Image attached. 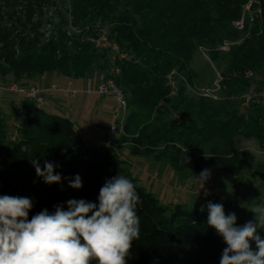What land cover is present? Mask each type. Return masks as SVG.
Listing matches in <instances>:
<instances>
[{"label": "trees", "instance_id": "trees-1", "mask_svg": "<svg viewBox=\"0 0 264 264\" xmlns=\"http://www.w3.org/2000/svg\"><path fill=\"white\" fill-rule=\"evenodd\" d=\"M51 1L0 0V77L12 76V82L30 84L49 73L78 79L91 74L95 67L105 71L112 60L108 52L94 47L90 39L98 35V27L90 24L100 19L103 23L111 21L110 37L128 54V58L114 61L121 71L117 82L130 108L127 136L118 140L119 147L132 142L133 155L167 156L174 168L186 167L195 175L209 169L210 173L233 176L243 167L237 137L255 138L264 149V106L242 109L232 102L239 92L250 91L247 71H255L264 63V35L258 41L246 40L224 56L214 52L219 66L223 58L228 67L223 85L228 98L224 101L197 100L184 85L176 97H168L167 84L174 69L192 81L189 68L198 47H217L225 38L234 37L236 32L229 25L240 18L243 5L249 1L260 11L264 24V0H128L133 8L113 17L110 0H72L71 10L66 11L71 21L63 15V21L50 31L43 20V8ZM69 27L81 32L77 34ZM165 101L167 105L162 106ZM170 111L177 112L180 119L172 118L161 127L146 130L153 114L170 115ZM21 112L19 135L13 141L12 125L0 110L3 168L8 173L25 167L36 174L31 160H38L42 168L47 160L59 165L55 173L62 176L59 184L42 180V193L32 198L29 219L43 209L54 213L56 206H62L67 210L70 199L98 204L100 188L119 174L133 182L142 200L138 205L139 239L133 241L127 264H220L227 245L207 224V203L195 207L163 205L139 185L114 148L87 144L69 118L38 108L29 99L23 100ZM141 125L145 127L139 130ZM162 144H167L164 153L172 150L170 154H159ZM202 144L208 145L207 153L193 158L192 149ZM76 175L82 180L80 189L69 186V179ZM9 192L7 174L2 172L0 195ZM245 223L238 221L236 226ZM258 234L264 239V230Z\"/></svg>", "mask_w": 264, "mask_h": 264}, {"label": "clouds", "instance_id": "clouds-1", "mask_svg": "<svg viewBox=\"0 0 264 264\" xmlns=\"http://www.w3.org/2000/svg\"><path fill=\"white\" fill-rule=\"evenodd\" d=\"M31 163L44 183H61L62 176L55 173L59 165L46 160L42 168L36 159ZM210 174L204 169L198 177L205 183ZM69 186L80 189L81 177L69 179ZM140 204L133 182L119 174L100 188L98 204L70 199L67 210L43 209L30 219L32 199L0 195V264H127L133 241L139 239ZM206 208L207 224L227 245L220 264H264V239L258 234L264 229V206L252 207L254 220L243 226H236V214L226 215L221 203L209 201Z\"/></svg>", "mask_w": 264, "mask_h": 264}, {"label": "rangeland", "instance_id": "rangeland-1", "mask_svg": "<svg viewBox=\"0 0 264 264\" xmlns=\"http://www.w3.org/2000/svg\"><path fill=\"white\" fill-rule=\"evenodd\" d=\"M71 1L72 0H52L51 4H48L43 8V13L45 15L43 20L48 30L51 31L55 26H58L63 21V15L67 19L70 18L69 14H67L66 11L71 10ZM110 5L114 10V14H112V17L115 14H119L126 9L130 10L133 8V5H131L128 0H110ZM210 8L214 7L211 5ZM212 13H216L215 9H213ZM137 18L140 19V16H137ZM69 21L71 20L69 19ZM91 26L98 27V35L90 39L94 45L93 41L100 35V33H111L113 23L111 21L103 23L100 19L95 25L90 24V27ZM229 27H231V29L236 32V35L234 37L225 38L221 43L218 44L217 47H212L209 44L200 45L206 48L205 53L200 50V46L198 47L197 53L194 55L189 68V75H194V77H192V81L187 79L190 85L213 87L217 79L218 71L222 72L224 78L226 79L225 75L228 70L227 63L223 58H221L222 65L219 66V63H217L213 58L214 52H219L222 56H224L223 54L230 53L233 48L242 45L246 40L253 38V40L258 41L264 35V24L260 19V13L255 6L249 5V3L243 5L240 18L231 22ZM68 29H71L77 34L81 32L78 28L75 27H69ZM110 59L112 60L111 65H114V61H116L117 57L114 56ZM93 71L98 72L99 74L101 72L96 67ZM247 73L249 74L251 81L250 91H253V89L255 90L256 87H264V63L255 71L248 70ZM180 74L186 76L184 72H180ZM97 77L98 76L94 77L95 83H97ZM12 79V76H8L6 78L0 77V85L13 83ZM95 83L93 84L95 85ZM55 85L58 86L59 84ZM223 85L224 82L222 83V86ZM186 91L188 94H190V96H193L197 100L201 98L189 92L188 89ZM247 91L248 90H243L235 96L232 101L235 107H240L242 109L244 108L241 106V98ZM222 98H228L223 89ZM225 99H223L222 101H224ZM23 100L24 98L17 94H10L4 91H0V110L2 112V115L5 116L6 120H8L11 125L14 122H18L20 124L22 120V112L19 107L22 106ZM166 103V101L162 102V106H164ZM46 105L44 106L45 109L49 110ZM170 112V115H160L158 113L153 114L150 122L147 124L148 127L146 130L150 131L155 127H161L163 122H169V120L172 118L180 119L177 112ZM144 127V125H141L139 130L143 129ZM237 140L239 155L243 162L241 172L237 176H233L226 172H214L210 174V177L206 180L205 183L201 178L197 177L198 175L192 174V172L186 167L178 169L174 168L167 156L159 157L157 154H149L140 155L142 157H139V159H141L142 161L151 159L153 165L150 164L147 167V174H151L153 180L150 182L154 184L161 183V181L166 180V186L168 185V188L171 190V192L167 193V197H165V200H163L164 202H161L163 205H170L169 203L171 202H168L169 200L167 199H171L173 195L177 194L176 196H180V198L182 199V194H184L185 191V193L189 191L198 195L201 194L199 196L200 198H202L201 201L204 202L202 204H206L210 200L214 199L217 203L223 204L226 215L232 212L236 214V222H247L250 220H254V213L250 211L252 207L257 205L264 206V149L255 138L246 139L239 136L237 137ZM117 145L118 140L111 147L115 148L117 147ZM166 146L167 144H162L160 147H158L159 154H170L172 150L164 153ZM169 146H171V144ZM124 151L126 153L124 154V156H126L127 158L129 156L132 157V146L125 147ZM192 151L194 153L193 158L199 157L207 153L208 145L202 144L200 147L192 149ZM163 166H168V170H170V172H167L165 176H163L162 174ZM2 172H6L8 185L11 189V192H9L8 195L26 196L30 199L41 195L42 178L37 177L36 174L31 173L27 168L19 167L7 173L6 168H3L2 161L0 160V173ZM147 174L145 175V177H148ZM172 175H174L175 179H173L174 177H172ZM185 176H188V178L190 176L191 181H187V179H184ZM177 177H180V179L177 180ZM173 204H179V200L177 197H175ZM263 230L264 229H260L258 230V232H261Z\"/></svg>", "mask_w": 264, "mask_h": 264}, {"label": "crops", "instance_id": "crops-1", "mask_svg": "<svg viewBox=\"0 0 264 264\" xmlns=\"http://www.w3.org/2000/svg\"><path fill=\"white\" fill-rule=\"evenodd\" d=\"M92 73L93 74H89L86 77L78 79H71L58 73H49L39 79L32 80L31 83L38 81L44 88H48L53 84H59L58 86L64 90L58 92H48L46 94V107L49 108V110H46L45 107L44 109L48 112L69 118L74 122L77 131L82 135L87 144L100 146L105 145V142L108 139L109 126L117 120L118 110L112 95H97L94 93L88 94L86 92L89 84L97 86L99 83L100 74L94 71ZM95 76H98L97 83H95L94 80ZM70 80L73 81L72 87L79 90L78 94L75 96L66 91ZM93 83H95V85ZM21 107L22 106H20L19 109H21ZM121 138L122 136H118L117 140ZM129 146H132V142L123 143L121 147L117 145L114 149L125 161V167L138 180L139 185L143 186L147 191L153 193L160 200V202H162L165 200V197H167V193L171 192L168 185L166 186V180L161 181V183L154 184L150 182L153 180L151 174H147V167L150 164L153 165L151 159L142 161L139 159V157L142 156L133 155L132 157L129 156L127 158L124 156V154H126L124 149ZM167 172H170V170H168V166H163V176H165ZM146 174L148 177H145ZM172 177H174V175H172ZM173 179H175V177ZM179 179L180 177H177V180ZM184 179L191 181L190 176L189 178L188 176H185ZM185 192L182 194V199L180 196H176L177 194H172L173 197L171 199H167L169 200L168 202H171L169 204L172 205L175 197H177L179 204H184L188 207L205 205L202 204L204 202L201 201L202 198L199 196L201 194L198 195L189 191H187V193Z\"/></svg>", "mask_w": 264, "mask_h": 264}, {"label": "built area", "instance_id": "built-area-1", "mask_svg": "<svg viewBox=\"0 0 264 264\" xmlns=\"http://www.w3.org/2000/svg\"><path fill=\"white\" fill-rule=\"evenodd\" d=\"M249 5L253 6V1L248 2ZM260 13V11H259ZM94 46L101 51L108 52L111 57L116 56L119 59L128 58V54L122 52L118 43L115 42L108 32H102L93 41ZM200 50L205 53L206 48L200 46ZM121 74L120 68L115 64L110 65L105 71L100 72L99 83L96 87L91 84L86 89V92L94 93L97 95H112L115 100V104L118 110L117 120L109 126L108 139L105 142V146L111 147L116 143L118 136H127L125 133V126L128 122L130 108L127 96L123 88L118 84L117 77ZM224 75L222 72H217V79L213 87H204L198 85H190L186 76L180 74L178 70H172L167 77V84L170 88V97H176L179 94V89L181 85H184L189 92L195 94L201 98L211 100L213 102H220L225 98H222V83L224 82ZM73 81L70 80L68 83L67 92L75 96L78 94L79 90L72 87ZM64 89L53 84L48 88H44L40 82L35 81L30 84H20V83H9L5 85H0V91H4L10 94H17L22 96L24 99L32 100L38 108H43L47 104L46 94L50 91L58 92ZM252 105L264 106V87L260 89H255L253 91H247L243 94L241 98V106L244 108H249ZM20 124L14 122L12 124V140H16L19 135Z\"/></svg>", "mask_w": 264, "mask_h": 264}]
</instances>
